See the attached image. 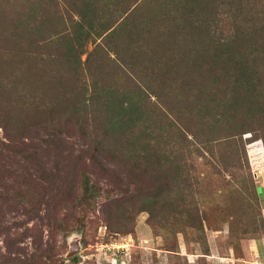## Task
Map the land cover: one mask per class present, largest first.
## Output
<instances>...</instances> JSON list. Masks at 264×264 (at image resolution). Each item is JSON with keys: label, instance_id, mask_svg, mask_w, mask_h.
Segmentation results:
<instances>
[{"label": "trees", "instance_id": "obj_1", "mask_svg": "<svg viewBox=\"0 0 264 264\" xmlns=\"http://www.w3.org/2000/svg\"><path fill=\"white\" fill-rule=\"evenodd\" d=\"M19 1L0 0V145L15 152L32 130L50 142L78 134L138 183L108 204L110 231L130 233L137 212L154 230L168 213L182 232L201 231L195 170L220 168L215 149L243 134L264 146V0H229L256 19L249 42L231 25L200 21L209 0ZM78 190L84 210L98 191L83 173ZM27 196L15 197L38 204ZM0 234V264L55 263L37 248L23 252L22 237Z\"/></svg>", "mask_w": 264, "mask_h": 264}, {"label": "rangeland", "instance_id": "obj_2", "mask_svg": "<svg viewBox=\"0 0 264 264\" xmlns=\"http://www.w3.org/2000/svg\"><path fill=\"white\" fill-rule=\"evenodd\" d=\"M238 11L229 0H209L199 19L210 29L231 25L241 42H249L256 19L245 18L248 10ZM255 139L243 134L242 141L237 137L232 145L218 146L214 160H221L220 168L213 162L193 173L201 183L192 199L206 210L201 231L182 232L184 222L168 213L154 230L148 213L137 212L126 226L130 233H114L107 228V206L126 199L136 179L125 167L96 156L78 134L50 142L44 132L32 130L15 152L0 145V232L22 237L17 246L23 252L31 255L37 248L52 264H264V146ZM0 141L7 143L1 128ZM227 152L234 158L226 160ZM82 173L98 191L84 210L78 201ZM19 193L38 204L25 207L15 197ZM117 216L113 213L112 227L119 225ZM75 240L79 248L69 257ZM3 245L1 236V252Z\"/></svg>", "mask_w": 264, "mask_h": 264}, {"label": "water", "instance_id": "obj_3", "mask_svg": "<svg viewBox=\"0 0 264 264\" xmlns=\"http://www.w3.org/2000/svg\"><path fill=\"white\" fill-rule=\"evenodd\" d=\"M78 248H79L78 241L77 240L73 241L71 246H70L68 256L69 257L72 256Z\"/></svg>", "mask_w": 264, "mask_h": 264}]
</instances>
